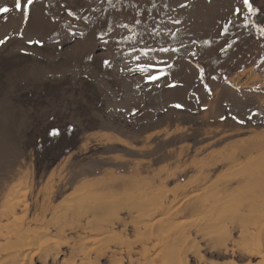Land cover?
Returning a JSON list of instances; mask_svg holds the SVG:
<instances>
[{
  "label": "rangeland",
  "instance_id": "rangeland-1",
  "mask_svg": "<svg viewBox=\"0 0 264 264\" xmlns=\"http://www.w3.org/2000/svg\"><path fill=\"white\" fill-rule=\"evenodd\" d=\"M15 4L0 0L8 8L0 12V208L20 184L26 223L52 219L53 205L132 209L163 194L207 199L235 186L243 171L225 160L229 148L264 136V0H34L27 13ZM126 175L139 179L133 190L100 186ZM247 192L204 213L195 240L205 264L257 262L241 245L264 234V198L249 210L231 206ZM126 212L117 233L131 221ZM51 233L41 234L53 244ZM110 235L94 236L105 250L99 264L119 255L106 248ZM74 239L69 232L57 255Z\"/></svg>",
  "mask_w": 264,
  "mask_h": 264
},
{
  "label": "bare ground",
  "instance_id": "bare-ground-1",
  "mask_svg": "<svg viewBox=\"0 0 264 264\" xmlns=\"http://www.w3.org/2000/svg\"><path fill=\"white\" fill-rule=\"evenodd\" d=\"M229 149L231 153L226 155L225 160L235 163L233 165L235 170L243 171L242 177L236 178L235 186L231 188L229 187L232 183L222 184L223 187H219L223 191V193L219 191V194L222 193V195L216 196L218 193L215 192L207 199H200L201 193L196 192L177 202L174 194H163L158 196L159 198H151L144 203H131L133 210L127 207L112 209L109 205L90 203L88 209L82 211L65 203L66 206H63V209L58 208L57 205L50 206V210L52 209L54 214L52 219L44 221V217H41V220L38 219L41 221L39 222L34 217L29 223H26L24 216L29 213L30 206L25 201V193H20L21 184L18 183L20 187L12 186L0 208V238L11 237L15 239V244L7 246L0 243V264H34L36 260L39 264H99V259L105 254V250L96 244L100 237L94 236L101 233L111 234L106 248L113 245L116 247L115 252L119 254L118 256H109L112 259L111 264H121L123 258L126 259L127 264H188L191 257L196 259L195 264H205L200 260L201 257L198 253L200 246L198 240H195L202 230L199 226L205 219L204 213L222 209L225 204L222 199L227 198L233 192H238L241 187L242 189L248 188L246 195L242 193L244 197H241L242 200L246 198V202L232 201L231 206L236 210H242L243 207L249 210L262 197L264 198V136L250 139L248 142L236 143ZM242 160H246V162L241 163L238 167L237 162ZM206 180L207 176L203 175L195 187L203 185ZM138 181L139 179H136L135 176L126 175V177L119 176L117 179L107 182L103 181L100 186L104 189H111V191L125 187L133 190L134 183ZM208 188L204 187L203 189ZM254 201L257 202L253 203ZM261 208L264 209V204L258 209ZM120 209L127 211L128 218H131L134 224L131 239L125 235L128 223H131L130 220L124 221L123 232L115 231L117 224L121 222V219L118 218ZM47 210L48 208L45 212ZM251 219H254V214ZM193 229L197 231L194 235H192ZM44 232H52L51 234L57 240L50 244L42 238L41 233ZM69 232L73 233L76 239L70 245L69 251L67 250L65 254L64 251L61 252L62 257L58 256V247L67 242ZM256 233L258 234L259 231ZM246 234L254 233L246 232ZM202 237L200 239L205 238L204 235ZM243 239L245 240V238ZM241 246L251 257H258L259 260L257 259L254 264H264V234L257 236L253 242ZM241 246L240 244L235 245L236 249ZM226 247L225 254L228 251L233 253L234 246ZM211 264L235 263L229 260L211 262ZM244 264L252 263L249 261Z\"/></svg>",
  "mask_w": 264,
  "mask_h": 264
},
{
  "label": "snow or ice",
  "instance_id": "snow-or-ice-1",
  "mask_svg": "<svg viewBox=\"0 0 264 264\" xmlns=\"http://www.w3.org/2000/svg\"><path fill=\"white\" fill-rule=\"evenodd\" d=\"M245 2L247 3V0H245ZM34 0H27L26 4H22V0H16V4L15 7L16 9H22L25 13H27L29 11V6L33 5ZM8 8H0V12H7ZM4 41H0V44H3ZM152 64H155L156 61H152ZM143 71L148 72V67L147 65L145 66V68L143 69ZM149 79H154V77H152L151 75H149ZM55 134V133H53Z\"/></svg>",
  "mask_w": 264,
  "mask_h": 264
}]
</instances>
